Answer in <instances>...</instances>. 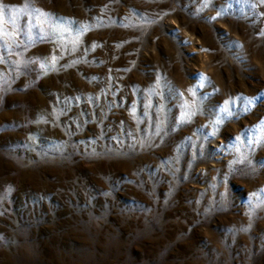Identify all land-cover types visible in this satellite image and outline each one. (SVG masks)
<instances>
[{
	"label": "rangeland",
	"instance_id": "obj_1",
	"mask_svg": "<svg viewBox=\"0 0 264 264\" xmlns=\"http://www.w3.org/2000/svg\"><path fill=\"white\" fill-rule=\"evenodd\" d=\"M0 4V264H264V0Z\"/></svg>",
	"mask_w": 264,
	"mask_h": 264
},
{
	"label": "snow or ice",
	"instance_id": "obj_2",
	"mask_svg": "<svg viewBox=\"0 0 264 264\" xmlns=\"http://www.w3.org/2000/svg\"><path fill=\"white\" fill-rule=\"evenodd\" d=\"M7 9L6 5L0 4V15H3Z\"/></svg>",
	"mask_w": 264,
	"mask_h": 264
}]
</instances>
